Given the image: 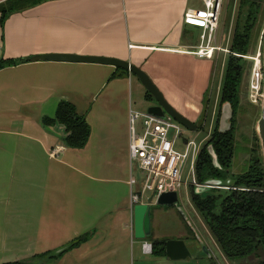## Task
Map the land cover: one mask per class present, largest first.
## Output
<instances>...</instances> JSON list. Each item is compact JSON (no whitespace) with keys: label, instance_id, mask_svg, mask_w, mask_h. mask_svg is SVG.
Listing matches in <instances>:
<instances>
[{"label":"crops","instance_id":"obj_1","mask_svg":"<svg viewBox=\"0 0 264 264\" xmlns=\"http://www.w3.org/2000/svg\"><path fill=\"white\" fill-rule=\"evenodd\" d=\"M8 1L0 0V9ZM200 3L45 0L3 19L0 11V60H21L0 68V264L31 260L84 234L52 264H202L197 250L183 260L154 257L133 237L128 111L140 103L131 101L129 85L139 83L111 65L30 60L57 53L127 61L195 120L209 99L213 59L194 54L201 29L182 18L201 11ZM59 100L72 103L89 126L81 148L65 147L60 131L41 121ZM205 104L215 114V103ZM156 217L150 229L161 237Z\"/></svg>","mask_w":264,"mask_h":264},{"label":"trees","instance_id":"obj_2","mask_svg":"<svg viewBox=\"0 0 264 264\" xmlns=\"http://www.w3.org/2000/svg\"><path fill=\"white\" fill-rule=\"evenodd\" d=\"M45 0H10L11 6L5 10L2 6L1 19L10 12L18 11L33 6ZM258 0H239L236 24L229 44L227 62L224 68V75L221 84L219 106L223 102L230 105L232 116L230 127L225 132L217 131V121L210 137L206 140L196 156L194 162L195 181L201 183L208 178L233 180V188L228 191L220 201L216 209V201L219 196L205 195L203 198L190 192V200L193 207L201 215L209 233L214 239L222 255L232 264H264V165L262 160L252 159L248 169L236 177L227 175V167L233 154V124L234 115L239 105V85L244 61L240 54L246 52L249 32L252 29L258 10ZM6 2V3H8ZM247 6L246 19L241 29L238 25V15L243 6ZM239 55V56H238ZM21 61V60H18ZM18 61H1L0 68ZM22 61H27L23 59ZM126 74V71L117 75ZM114 75L111 74L110 77ZM149 96L146 92L144 98ZM204 100L206 98L204 97ZM216 114V115H217ZM44 125H51L54 122L64 127L66 135L61 139L65 147L81 148L84 146L89 126L84 116L78 114L72 103L66 100H59L54 108L52 117H43ZM210 146L219 166L213 167L210 155L206 149ZM146 238L150 240V254L154 257L164 256V239ZM87 234L80 235L65 244V248L55 255L46 251L35 255L31 260L13 261L2 264H52V261L60 257L65 251L76 247L83 242ZM37 259L35 262H30Z\"/></svg>","mask_w":264,"mask_h":264},{"label":"rangeland","instance_id":"obj_3","mask_svg":"<svg viewBox=\"0 0 264 264\" xmlns=\"http://www.w3.org/2000/svg\"><path fill=\"white\" fill-rule=\"evenodd\" d=\"M258 10L256 14V20L249 32V41L246 52L240 54V57L244 61V70L242 72L241 82L239 85V105L237 111L234 115V124H233V154L230 161V165L227 167V175L229 177H236L237 175L242 174L248 169V166L252 159H260L263 162L261 156L259 141L255 133V124L260 112V103L254 104L251 103L246 94V82L249 73L250 60L248 57H251L259 50L260 60L262 63V47L264 43V0H258ZM11 2L5 3L2 7L5 10H8L11 6ZM202 9L203 4H199ZM239 0H220V7L218 12V19L215 30L210 35V46L226 48L227 52L224 51H213L212 65H211V87L209 88V99L207 96L206 100H202V113L191 122L196 124V129L194 131H187L182 135H179L176 139V146L178 149L182 148L184 140L181 141V137L191 139L194 141V149L196 154L193 155V165L191 166L190 155L185 159L180 175L179 187L177 189V207L182 210V213L178 211L175 206H161L157 204L150 205V218H156L159 220L162 226L163 235L161 237L155 236V231H152L151 238L157 239H181L184 241L186 246L189 248L191 253H196V250L199 249V240L202 242L208 252L210 257H202V264H232L228 261L220 252L218 246L216 245L214 239L209 233L201 215L193 207L190 200V192L198 195L200 198L203 193L199 192L197 186H200L202 183H197L195 181L194 175V162L197 156L199 149L204 146L206 140L210 137L215 126V120L218 123L217 114L218 103H219V94L221 89V84L224 75V68L227 62V55L230 54L228 48L233 34V29L236 24L237 13H238ZM200 30V29H199ZM243 55V56H242ZM239 56V55H238ZM132 82L135 83L137 79L133 74H131ZM138 82V81H137ZM139 83V82H138ZM140 85V84H139ZM139 87V88H138ZM135 89L134 84L129 85V97L131 101H139L140 105L137 107L131 104V107L135 111L143 112L147 105L153 103L154 101L150 96H147V100L143 99V93L145 92L143 87L140 85ZM126 92L128 95V86L126 85ZM211 101L215 103V114L211 115L210 107L209 111L206 113L204 107H206V102ZM217 105V107H216ZM141 106V107H140ZM220 108V106H219ZM217 114V115H216ZM135 131L139 132V120H135L134 123ZM173 130L170 128L168 130V137H171ZM181 136V137H180ZM192 171V172H191ZM133 174L139 177L137 172L133 171ZM233 187H224L222 194L225 195ZM219 191L217 187H211L208 192ZM264 192V190H263ZM203 198V197H202ZM216 209L218 205L216 204ZM157 210V211H155ZM184 215V217H183ZM157 219H155L157 221ZM158 230H160L157 227ZM165 232V233H164ZM199 239L197 241V239ZM138 239V240H145ZM148 240L147 242H149Z\"/></svg>","mask_w":264,"mask_h":264},{"label":"built area","instance_id":"obj_4","mask_svg":"<svg viewBox=\"0 0 264 264\" xmlns=\"http://www.w3.org/2000/svg\"><path fill=\"white\" fill-rule=\"evenodd\" d=\"M201 11L187 10L182 21L187 25L199 27V43L194 47V54L198 58L211 59L213 51L227 52L226 48L210 46V35L215 30L220 0H202ZM243 56V55H242ZM259 50L251 57L249 73L246 82V94L251 103L258 104L262 98L264 70L259 58ZM129 139L128 161L130 175L128 178L129 205H152L161 192H177L181 169L185 159L196 150L194 141L181 137L184 140L182 148L176 146V139L186 130L170 118H160L144 112L129 109ZM135 120H139V132L135 131ZM173 130L171 137L167 133ZM54 155V151H51ZM196 154V153H195ZM190 155L193 165V156ZM139 177L133 174V171ZM192 172V171H191ZM141 250L150 253V243L141 242Z\"/></svg>","mask_w":264,"mask_h":264},{"label":"water","instance_id":"obj_5","mask_svg":"<svg viewBox=\"0 0 264 264\" xmlns=\"http://www.w3.org/2000/svg\"><path fill=\"white\" fill-rule=\"evenodd\" d=\"M247 6H243L238 15V25L239 29L242 28L243 23L246 19ZM31 61H64V62H83V63H96L111 65L127 71L129 74H133L139 84L143 87L144 91L152 98L153 103L149 104L145 108V112L160 118H170L174 120L177 124L182 126L187 131H194L196 129V124L188 120L182 114L177 112L172 108L163 98L160 91L152 83L148 75L140 68L129 64L127 61L111 58V57H101V56H83L78 54H57V53H47L40 54L35 57L30 58ZM262 66L264 70V43L262 47ZM219 116L217 123V131L225 132L230 127V119L232 116V111L229 103L223 102L219 108ZM50 127V130H58L61 133V139L66 135L64 133V127L54 122L51 125H46ZM255 133L257 135L261 156L264 161V79L262 85V98L260 101V112L255 124ZM210 158L211 164L213 167L219 168L214 153L210 146L206 147ZM233 180L230 178L218 179V178H208L203 181L199 187V192L205 193L202 194V197L205 195L219 196V199L216 201V204H219L220 201L225 197L222 194L224 187H232ZM211 187H217L219 191L208 192ZM177 195L174 191L161 192L156 200L155 204L161 206H175L177 207ZM178 211L182 213V210L177 207ZM183 214V213H182ZM184 217V215H183ZM132 224H133V237L136 239H143L149 237L151 233L150 229V205L146 204H134L132 206ZM197 239V238H196ZM199 239H197L198 241ZM199 249L198 254L204 255L205 257H210V253L199 240ZM65 248V245L50 251V255H55ZM200 255V256H201ZM164 256L169 260H183L191 257V253L181 239H166L164 241ZM37 259H34L30 262H35Z\"/></svg>","mask_w":264,"mask_h":264}]
</instances>
